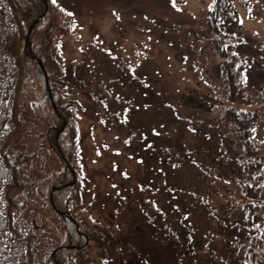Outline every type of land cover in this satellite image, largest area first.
<instances>
[{
	"label": "rangeland",
	"instance_id": "374dc122",
	"mask_svg": "<svg viewBox=\"0 0 264 264\" xmlns=\"http://www.w3.org/2000/svg\"><path fill=\"white\" fill-rule=\"evenodd\" d=\"M43 1L47 12L49 0ZM54 1L59 5L55 18L51 14L43 18L30 33L32 46L22 39L19 52L23 54L29 46V54L40 64L45 56L39 39L44 29L51 43L56 39L60 47L61 40L67 42L66 56L58 51L57 63H50L54 55L44 60L62 84L64 95L81 105L77 113L79 150L69 181L49 183L61 164L46 140L50 122L44 100L27 107L24 122L16 129L18 139L11 140L15 153H23L17 157L22 166L24 154L36 164L26 178L28 189L17 191V196L24 218L41 235L39 249L53 239L59 244L65 232L48 197L53 200L55 190L76 184L80 206L74 215L93 237V243L75 253L82 264H147L130 247L111 245V241L127 245L125 239L132 246L136 243L129 231L112 228L113 217L107 216L108 209L103 210L112 209V202L122 193L140 194L139 200L156 202L161 212L157 214L150 205L147 212L152 216L155 211L159 225H172L169 210H173L178 231L192 230L191 249L197 264H242L243 252L237 251L250 233L245 177L235 155L240 152V141L223 122L221 105L211 107L210 99L203 97L215 91L211 81L220 63L215 46L207 40L214 0ZM233 1L241 13V24L232 25L231 30L244 38L238 48L239 64L248 85L256 86L262 95L260 111L264 114V0ZM51 17L59 24L71 22L70 32L61 34L58 27L57 36L50 33ZM43 65L48 94L57 110L49 83L52 77L47 64ZM84 68L90 76L74 73ZM118 74L135 78V84L110 86ZM81 79L88 85L80 86ZM88 79L97 80L95 87H90ZM118 92L122 102L125 97L128 103L121 104V112L111 113L119 107L114 100L120 98L109 95ZM105 104L110 107L106 109ZM256 139L264 140V119ZM260 178L264 181V169ZM139 189L152 192L140 193ZM116 213L130 221L125 205ZM262 245L264 250V238Z\"/></svg>",
	"mask_w": 264,
	"mask_h": 264
},
{
	"label": "trees",
	"instance_id": "16d2710c",
	"mask_svg": "<svg viewBox=\"0 0 264 264\" xmlns=\"http://www.w3.org/2000/svg\"><path fill=\"white\" fill-rule=\"evenodd\" d=\"M49 3L47 12L41 16L45 10L43 0H0V264H58L59 262L82 264L75 253L93 243V237L80 218L74 216L73 219L65 212L59 215L55 210H68L67 213L73 214L74 209L80 206V197L75 189L76 184L55 190L53 202L48 197L50 205L52 206V203L56 205V208H52L54 214L63 223L65 232L59 244L55 242V239L47 241L49 244L47 243L48 246L43 250L39 249L38 245V242H41V235L24 218L23 205L17 196V191L28 189L26 178L31 177L33 168L36 169L35 162L25 154V165L22 166L17 157L23 153L16 154L14 149L16 144L11 141L18 139L15 135L16 129L24 122L25 111L31 104L40 105L39 101L42 99L47 106L46 116L49 115L47 117L50 123L46 140L61 164V168L52 175V181H49L51 185H63L69 181L67 178L70 177V167H73L79 150L80 125L77 113L80 111V102L64 95L62 84L55 79L50 64L44 60V58L52 57L55 51H60V54L66 56L67 42L61 40L60 47L56 39L51 43L47 40L46 29L43 30V38L39 37L45 49V56L42 58L52 77L49 83L57 110L51 103L43 70L29 54V46L25 47L23 54L19 52V41L26 40L29 24L35 18L39 20L35 23L32 32L47 15L51 14L50 16L55 18L54 11L59 5L54 0H49ZM52 17L50 22H53ZM236 24L238 26L241 24V13L234 1L214 0L210 6L211 35L207 40L215 46L220 63L218 74L211 81L215 91H209L203 97L207 101L210 99L211 107L221 105L219 107H221L223 122L227 125L229 132L240 141L238 144V147L241 146L240 152L235 155L245 177L243 195L244 198L249 199L246 206V223H249L247 226L250 233V239H246L242 243L243 247L237 251L243 252L241 263L264 264L262 245L264 224L261 223L264 217V181L260 178L264 169L262 162L264 140L261 142L256 139L257 128L264 119V114L260 111L263 97L257 93L256 86L248 85L245 72L239 64L238 48L241 50L244 38L242 40L240 35L231 30L232 25ZM71 26V22L59 24V21L55 19L50 25V33H55V30L60 27L61 34L66 35L70 32ZM55 34L57 36V33ZM56 60L54 55L50 63ZM74 73L90 76V71L86 68L76 70ZM88 80L91 82L90 87H95L93 85L97 80ZM135 80L133 77L126 78L118 74L117 78L109 82V85L123 86L128 83V86L132 87ZM83 85L88 84L86 80L81 79L80 86ZM143 102L146 101L143 100ZM64 121L65 127H63ZM57 130H60L58 137H56ZM117 201L112 202V209L103 207V210L108 209L107 216L113 217L112 228H115L113 224L121 220L124 225L120 227V232L129 231L133 234L136 243L132 246V242L125 239L127 245L113 241L111 245L119 244L122 249L130 247L138 257L140 256L142 262L147 264H197L193 260L196 255L191 249L192 230L180 228L182 232H179L178 220L173 218V211L172 225H156L152 216L142 209L145 202L135 206L124 204L128 211L127 218L130 219V221L126 220V223L123 217L119 218V214L115 212L123 206L119 207ZM114 217H118L119 220L114 222ZM87 238L89 242L86 244ZM238 256L237 254L235 257ZM96 264L105 263L97 262Z\"/></svg>",
	"mask_w": 264,
	"mask_h": 264
},
{
	"label": "bare ground",
	"instance_id": "6f19581e",
	"mask_svg": "<svg viewBox=\"0 0 264 264\" xmlns=\"http://www.w3.org/2000/svg\"><path fill=\"white\" fill-rule=\"evenodd\" d=\"M247 6V5H246ZM45 12H46V10H45ZM38 20L39 19H36L33 23H35V22H38ZM34 27V26H33ZM26 41H27V43L29 44V45H31L32 46V43H31V41H30V34L28 33V31L26 32ZM54 55H58V52L57 51H55L54 52ZM58 62V60H56V63ZM44 64V60L42 59V58H40V66H41V68H42V70H44L43 69V67H42V65ZM109 97H118V94H116V93H114V94H111V95H109ZM124 99V103L125 104H127L128 102L125 100V97H123ZM63 127H65V123L63 124ZM59 215H61V214H59ZM59 218V217H58ZM79 219V218H78ZM58 264H61L60 262L58 263Z\"/></svg>",
	"mask_w": 264,
	"mask_h": 264
},
{
	"label": "water",
	"instance_id": "95a60500",
	"mask_svg": "<svg viewBox=\"0 0 264 264\" xmlns=\"http://www.w3.org/2000/svg\"><path fill=\"white\" fill-rule=\"evenodd\" d=\"M33 25H34V24H32V26L30 27L29 32H30L31 28L33 27ZM29 32H28V33H29ZM42 67H43V69L45 70L44 65H42ZM46 80H47V79H46ZM47 85H48V83H47ZM48 88H49V87H48ZM50 95H51V91H50Z\"/></svg>",
	"mask_w": 264,
	"mask_h": 264
},
{
	"label": "snow or ice",
	"instance_id": "6c2138e0",
	"mask_svg": "<svg viewBox=\"0 0 264 264\" xmlns=\"http://www.w3.org/2000/svg\"><path fill=\"white\" fill-rule=\"evenodd\" d=\"M173 3H174V0H173Z\"/></svg>",
	"mask_w": 264,
	"mask_h": 264
}]
</instances>
